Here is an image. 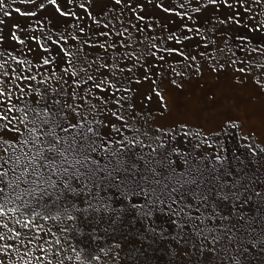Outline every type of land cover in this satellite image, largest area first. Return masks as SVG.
Instances as JSON below:
<instances>
[{"label":"rangeland","instance_id":"rangeland-1","mask_svg":"<svg viewBox=\"0 0 264 264\" xmlns=\"http://www.w3.org/2000/svg\"><path fill=\"white\" fill-rule=\"evenodd\" d=\"M41 2L42 9L38 7ZM140 2L144 7L133 13L123 4L115 5L114 0L108 7L97 0L92 4L88 0H75L67 9L63 0H57L62 10L75 13L62 17L48 0H0V54L8 61L5 67L10 65L16 73L30 67L29 72L21 74L37 77L35 81H25L21 87L31 83L34 89L39 88L41 96L33 92L25 99L31 104L37 100L44 104L51 100L79 104L81 115L92 121L100 136L112 141L113 146L118 145L117 141L139 144L157 141L165 151L172 148L170 159L176 167L198 163L212 174L220 163L228 171L230 164V173L257 171L260 165L264 171V0H228L231 8L224 0L217 5L208 4V0ZM80 3L85 8H79ZM158 4L169 7V12L156 7ZM132 7H136V0H132ZM16 8L21 13L36 15H21ZM137 16L144 19L138 20ZM236 19L239 25L234 22ZM73 22L83 29L87 22L89 27L81 33L77 26L76 32L71 29ZM15 25L18 27L14 28ZM184 25L193 31L188 32ZM124 28L128 31L123 36L116 35ZM13 31L23 44L12 37ZM101 32L109 35H100ZM173 34L180 37V43L168 39ZM61 36L68 37L67 44L62 40L54 43ZM71 36L78 37L79 42ZM85 40L88 44H104L107 51L89 47ZM121 40L131 47H122ZM152 44L157 47L152 49ZM61 45L70 51L83 46L74 68L62 63ZM168 48L182 51L187 59L166 51ZM130 52L140 59L129 56ZM160 56L164 59L160 60ZM43 57L51 63L41 67ZM105 63L111 67L98 69V65ZM64 67L69 68V73L62 72ZM85 67L87 72L80 71ZM241 68L243 72L237 71ZM73 70L78 72L75 79L81 81L75 99L70 76ZM88 75L95 83L103 80L102 87L108 91L96 89L92 80L84 84ZM145 75L149 78L144 79ZM40 80L48 82L40 84ZM109 82L114 87L109 88ZM89 88L91 94L86 91ZM92 94L103 97L107 103L93 99ZM118 97L123 98L122 107L113 103ZM13 103L17 108L23 106V101L15 97ZM239 161L246 162L241 166ZM250 192L260 194L175 207L183 209L182 216L185 211L196 217L194 222L187 217L182 219V230L168 216H154L148 223L156 228L155 235L145 231L144 221L137 219L135 213L81 221L82 216L76 210L72 213L74 220L44 221L38 217L37 223L55 233V237L48 234L47 239H60L62 257H72L65 259L64 264H264V184ZM73 200L84 203L83 196ZM64 228L66 232L61 231ZM161 232L163 235H159ZM32 255L42 253H29ZM31 264L39 262L32 260ZM53 264H57L54 257Z\"/></svg>","mask_w":264,"mask_h":264},{"label":"snow or ice","instance_id":"snow-or-ice-1","mask_svg":"<svg viewBox=\"0 0 264 264\" xmlns=\"http://www.w3.org/2000/svg\"><path fill=\"white\" fill-rule=\"evenodd\" d=\"M29 2H35V0H29ZM98 3H103L105 7H108L112 0H97ZM219 0H208V4L217 5ZM50 5L56 6L55 11L62 17H67L70 13L61 9V6L57 5V0H48ZM75 0H63V7L69 8ZM89 4L93 3V0H88ZM115 5H124L129 8L133 13L137 8H143V3L140 0H136V7H132V0H114ZM147 3L151 4L152 0H147ZM224 4L231 8L232 5L228 3V0H224ZM79 8H85L83 3H80ZM39 8H44V3L41 2L38 5ZM164 12H169V7L163 5H156ZM183 7V5H181ZM200 9L197 8V11ZM15 11L21 15H36L35 12L21 13L19 8ZM10 15V13H6ZM138 20H143V16H137ZM80 19V17H76ZM191 19V17H189ZM229 20L234 19L228 17ZM226 22V21H222ZM234 22L239 25L238 19ZM2 23V21H0ZM18 27V25H15ZM71 27H77L73 24ZM107 28V25H104ZM188 32L193 29L184 25ZM81 33L84 32L83 28H79ZM128 29L124 28L123 31H118L116 35L123 36L124 32ZM200 29L197 28L196 32L199 33ZM14 39L19 40L15 31L11 33ZM71 35V34H69ZM100 35H109V33L101 32ZM35 39V37H33ZM68 37L61 36L59 40L54 43L59 44L60 41H64L67 44ZM71 39L79 42V38L71 36ZM125 39H127L125 37ZM169 40L175 39L177 43H180V37H176L174 34L168 37ZM185 39L189 37L185 36ZM2 40V37H0ZM19 43L23 44V40H19ZM84 44L89 47L105 48L104 44H88L85 40ZM122 47H131V44L125 45L123 40L120 41ZM40 47L46 52L47 49ZM115 47V44L111 45ZM157 46L151 45L152 49ZM61 50L64 53L63 64L75 67L76 60L80 59V53L83 52V46L75 48L74 51L63 48ZM105 51L107 49L105 48ZM166 51L170 53H177L180 56H184V53L176 48H168ZM258 51V49H257ZM129 56L135 57L138 61L139 56H135V53H128ZM155 55V52L152 53ZM86 58V57H85ZM187 59L186 56H184ZM160 60L164 57L160 56ZM195 60V57H192ZM8 63L7 59L3 58V54H0V264H19L23 261V264H31L32 260L39 262V264H53V257L57 264H64L65 259L71 260V256L62 257L59 245L61 241L58 237L54 240L46 238L48 234L55 237V233L52 230L45 229L43 224L37 223V218L47 221L58 220L60 218H66L71 221L75 219L72 214L77 209L75 204L69 207L68 196L73 198L78 196L84 197L85 208L81 209L83 213H88L90 210L100 211L103 208L104 211L110 210V205L101 202L100 204L94 203L96 193L93 188H96L101 183V175L105 177H112L114 172L119 170H127L126 162L122 159L124 153V142L117 141L119 146L109 152V148L106 144H112L110 140H105L100 136L99 129L93 127V122L86 120L78 109L81 105H69L66 102L61 104L59 101L54 100L52 104L54 106L41 105L37 100L36 107H32L25 96H31L34 92L37 97L41 96L39 88H33L31 83L25 84L21 87V84L25 81H35L36 75L21 74L29 72L28 69L21 68V73H16V69L10 65L6 68ZM51 61L47 57L42 58L41 67L50 64ZM92 63H96L95 60ZM235 63V61H233ZM17 64H24V61H17ZM158 66V65H157ZM100 67H111L107 63L98 65ZM221 69L223 65L219 66ZM215 71V66H213ZM82 72H87L88 69H80ZM131 71V68L128 69ZM237 71L243 72L244 70L237 69ZM63 73H69V68H62ZM147 72V69H145ZM53 76L56 75L55 69L52 70ZM15 74V75H13ZM70 76L73 78V99L76 98V89L81 87V81L75 79L78 76L76 70L71 71ZM149 77L145 75L144 79ZM51 79V77L49 78ZM63 79V76L60 77ZM89 80L93 81V86L101 92L108 91V88L102 87L104 81L95 83L93 77L88 75L83 80L84 84H87ZM18 81V82H17ZM47 80H40L38 83H47ZM139 83V81H136ZM175 81H173L174 83ZM67 83V81H65ZM108 87H114L109 82ZM25 88L28 89L25 92ZM91 94L92 89L86 90ZM117 92L120 89L116 90ZM129 91V89H124ZM115 96V93L111 94ZM159 95V93H158ZM17 101H23V106L17 108L13 103V98ZM92 98L99 100L103 103H107L103 97H97L92 94ZM151 97H149L150 99ZM111 99V96L109 97ZM122 97L116 98L113 103L121 105ZM163 98L161 97V100ZM85 102L88 100V96H84ZM58 105V106H55ZM95 108V105H92ZM16 113H19L17 115ZM116 115V113H113ZM31 116V119H29ZM79 117L73 122V118ZM118 119H123L122 116H117ZM126 124V122H125ZM115 129V125H113ZM118 132L119 130L116 129ZM103 152L105 156H111V159L106 160L102 165L100 159L96 154ZM219 159V157H217ZM112 160H115V164H112ZM155 175V173H153ZM143 180H147L146 177H142ZM174 185L172 192H176L179 188H182L189 181L184 179V174L174 175L168 178ZM194 183V181H191ZM155 185H160L159 179L154 180ZM78 186H74L77 185ZM167 188V184H165ZM153 196V199H145L142 203L134 199V197L143 195L148 197ZM124 199L129 203V210L135 213L137 219H142L145 225V231L151 234H157L156 228L148 223L152 217L158 215H165L172 219V223L177 228H183L180 221L187 217L190 221H195L196 217L191 216L189 213H181L183 209L174 208L172 205L177 201L172 198L169 193L168 199L171 203L167 204L165 200L160 199L159 196H155V188L150 189L144 184L140 186H128L127 190L123 192ZM198 210V206H197ZM11 225V226H10ZM62 232H66L67 229H61ZM43 234V235H42ZM163 235V232L159 233ZM183 239V237H181ZM216 237H213L215 240ZM48 245L47 248L44 246ZM34 246V247H33ZM203 251V249H201ZM39 251L42 255H32L29 253ZM73 251H76L73 248ZM28 257V259H25ZM77 259L79 254L77 253Z\"/></svg>","mask_w":264,"mask_h":264},{"label":"trees","instance_id":"trees-1","mask_svg":"<svg viewBox=\"0 0 264 264\" xmlns=\"http://www.w3.org/2000/svg\"><path fill=\"white\" fill-rule=\"evenodd\" d=\"M72 24H74V22ZM86 24L87 22L84 23V30L89 27ZM77 26L78 29L83 28L82 26ZM71 29L76 31V27H71ZM39 101L41 105H45L44 102L41 100ZM28 102L32 107H36L37 101L33 104H31V101ZM52 102L53 100L46 105L52 107L54 106ZM29 119H31V116H29ZM73 122H75V118ZM105 140L107 141L109 139L105 138ZM118 146L119 145L113 146L112 144H106L110 153ZM160 146H162V144H158L157 141L153 143L144 142L141 144L136 141L124 143L125 151L122 154V159L126 162L127 170L114 172L112 177H105L103 174H100L102 177L101 183L98 187L93 188V191L96 193V198L93 202L97 204L101 202L109 204V211H104L103 208H101L100 211L90 210L85 214L80 211L86 207L85 203L82 201L79 203V201L73 200L72 196H68L69 207L71 208V205L75 204L78 215L82 216L81 221L134 214V212L129 210L130 206L128 201L124 199L123 192L127 190L128 186H135L138 188L141 184L149 187L150 193L151 189L155 188V196H159L160 199L166 201L164 205L165 208H167L168 203H171V200L168 199L169 193H171L172 198L177 201L176 204L172 205L174 208L260 194V192L253 193L250 192V190H254V187H261L264 184V171L261 165L257 171L247 170L241 173H230V164L228 165V171L225 165L217 163L213 173L208 174V170L203 164L196 163L194 166L183 164L176 167L174 161L170 159L172 148L165 151L161 149ZM96 156L100 159L102 165L106 160L111 159L110 155L105 156L103 152L97 153ZM258 158L259 162L262 163L260 157ZM244 162L246 161H239V163L242 164L241 166L245 164ZM112 164H115V160H112ZM254 166L255 165H253V167ZM153 173H155V175ZM181 173L184 174V179L189 181V183L179 188L178 191L172 192L174 185L168 178L174 175L178 176ZM142 177H146L147 180H143ZM157 179L161 181L160 185H155L153 183V181ZM191 181H194V183ZM165 184H167V188H165ZM134 199L142 203L145 199H153V196L151 194L148 197L140 195L134 197Z\"/></svg>","mask_w":264,"mask_h":264},{"label":"bare ground","instance_id":"bare-ground-1","mask_svg":"<svg viewBox=\"0 0 264 264\" xmlns=\"http://www.w3.org/2000/svg\"><path fill=\"white\" fill-rule=\"evenodd\" d=\"M185 209V208H184ZM185 212V211H184ZM204 212V211H203Z\"/></svg>","mask_w":264,"mask_h":264}]
</instances>
